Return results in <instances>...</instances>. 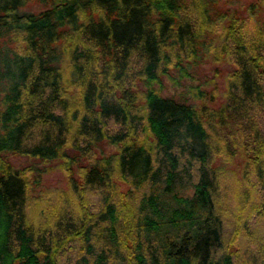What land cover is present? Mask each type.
I'll use <instances>...</instances> for the list:
<instances>
[{
  "label": "trees",
  "instance_id": "1",
  "mask_svg": "<svg viewBox=\"0 0 264 264\" xmlns=\"http://www.w3.org/2000/svg\"><path fill=\"white\" fill-rule=\"evenodd\" d=\"M254 213L264 0H0V264H264Z\"/></svg>",
  "mask_w": 264,
  "mask_h": 264
},
{
  "label": "rangeland",
  "instance_id": "2",
  "mask_svg": "<svg viewBox=\"0 0 264 264\" xmlns=\"http://www.w3.org/2000/svg\"><path fill=\"white\" fill-rule=\"evenodd\" d=\"M205 69L203 71L208 72V76L212 77L213 79H210L209 82H205L208 87H210L212 84H217L219 87L218 95H221V90H223L224 86L226 85L225 77L227 74V70H220L217 67H214V64L212 62L207 61L204 63ZM217 68V69H216ZM200 79L199 74L195 72L194 75H191L189 77H181V79H173L170 76H167V91H176V90H182V89H188L192 82H196ZM13 158L16 161L21 160H27L26 156L23 155H13ZM240 155H235V157H231L228 159V161H225V172H224V178H223V195L226 200V205H231L234 203V185L236 183L237 177L239 175L240 171ZM65 183L64 174L61 168L57 166H53L49 168L44 173V183L41 185L43 188H47L46 190H52L55 187L59 185H63ZM251 224L253 226V229L257 231L258 233L263 234L264 233V217L260 216L259 213H254L253 216H251ZM258 228V229H257ZM246 232V230H244ZM237 243L245 250L252 248L253 246H256V242L254 241L248 234H244L242 231L240 233V237L238 236Z\"/></svg>",
  "mask_w": 264,
  "mask_h": 264
}]
</instances>
